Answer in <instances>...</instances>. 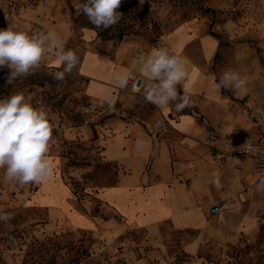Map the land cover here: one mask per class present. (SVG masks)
<instances>
[{"label":"crops","instance_id":"0c3cea01","mask_svg":"<svg viewBox=\"0 0 264 264\" xmlns=\"http://www.w3.org/2000/svg\"><path fill=\"white\" fill-rule=\"evenodd\" d=\"M54 4L22 8V21L0 20V30L10 24L15 30L26 29L23 32L29 36L55 30L66 51L73 31ZM248 10L251 29L233 20L210 26L207 19H187L165 27L153 43L98 40L85 50L82 39L71 48L79 58L72 72L85 81L84 93L95 111L81 126L51 127L46 159L53 174L33 191L35 206L46 209L63 227L98 236L144 230L146 243L163 250L165 234L179 232L184 239L182 250L190 254L199 251L206 237H225V231L236 227L238 218L248 211L240 219L252 226V212L264 205L254 163L243 156L214 160L217 154L232 152L262 133L250 115L257 109L264 111V0L252 1ZM82 34L94 39L90 29ZM155 48H168L186 61L190 104L181 111L174 103L158 108L144 99L152 81L140 72V60ZM40 65L63 69L50 54ZM227 70H239L247 82L244 90L216 87ZM130 72L140 79L137 92L126 91L114 79L116 74ZM161 122L166 125L159 128ZM73 141L83 145L80 151L86 163L75 175L85 174L89 161L105 163L112 171L94 180L105 177L110 184L73 191L61 170L68 152L65 156L58 152ZM213 173L220 175L223 187L219 190L213 185ZM217 203L221 208L212 213L211 206ZM125 255L128 264H148L133 252Z\"/></svg>","mask_w":264,"mask_h":264},{"label":"rangeland","instance_id":"374dc122","mask_svg":"<svg viewBox=\"0 0 264 264\" xmlns=\"http://www.w3.org/2000/svg\"><path fill=\"white\" fill-rule=\"evenodd\" d=\"M252 1L121 0L117 9L121 13L119 22L103 29L95 28L83 13L77 15L74 4L83 0H0V20L22 21L20 17L24 16L19 15L22 8L55 3L54 9L61 10L63 19L73 31L66 51L80 45L82 39L86 50L95 47L98 40L113 44L153 43L162 36L165 27L187 19H207L210 26H222L233 20L244 29H251L246 18ZM86 29L94 32V39L83 37ZM62 70L40 65L27 77L8 84L10 69H0V99L23 93L34 108L47 113L54 129L81 126L95 107L90 110L84 107L88 101L84 93L85 81L73 72L67 74L63 81L53 79V75ZM81 148V143L73 141L58 150L60 154L63 152L62 156L68 152L61 170L62 177L73 191L78 193L86 186L110 184L112 181L105 177L100 181L94 180L112 171L105 163L89 161L90 169L80 176L75 175L77 168L86 164ZM36 187L35 183L21 186L10 182L4 170L0 169V213H11L14 217L10 224L0 221V264H128L126 252L146 258L148 264H264V205L252 212L255 222L252 226L242 222L251 213L248 211L241 214L243 219L238 218L236 227L225 231V237H206L200 242L199 251L190 254L182 250L184 239L179 232L165 234L166 250H163L146 243L144 230L127 229L121 235L111 237L109 234L98 236L90 231L63 227V223L51 218L46 209L35 206L32 194Z\"/></svg>","mask_w":264,"mask_h":264},{"label":"clouds","instance_id":"9594fccd","mask_svg":"<svg viewBox=\"0 0 264 264\" xmlns=\"http://www.w3.org/2000/svg\"><path fill=\"white\" fill-rule=\"evenodd\" d=\"M120 4L121 0H83L74 7L77 15H86L95 28L108 29L121 18L117 11ZM46 54L55 56L63 65V70L53 75L58 81L71 74L79 61L74 50H64L55 30L32 36L15 30L11 24L0 30V68L10 69L8 84L38 69ZM139 70L152 81L144 90L146 102L158 108L174 103L177 111L189 106L188 69L183 57L170 53L168 48H155L146 58L141 57ZM131 75L116 74L114 79L121 88H127ZM246 83L239 70H227L221 73L216 87L240 92L246 88ZM50 138L47 113L34 108L23 93L0 99V169L4 170L8 181L23 186L39 184L51 177L53 168L46 159ZM140 144L138 141L137 146ZM212 182L217 190L223 187L218 173H213ZM257 187L264 188V178L259 180ZM13 218L11 213H0V221L5 224H10Z\"/></svg>","mask_w":264,"mask_h":264},{"label":"built area","instance_id":"2783aa9c","mask_svg":"<svg viewBox=\"0 0 264 264\" xmlns=\"http://www.w3.org/2000/svg\"><path fill=\"white\" fill-rule=\"evenodd\" d=\"M132 75L128 81V87L124 88L126 91L137 92L140 88L139 77L130 72ZM84 107L86 109H93L94 105L91 102H87ZM250 117L259 124L262 133L256 140H249L243 143L240 147L236 148L229 153H219L215 156L214 160L225 162L233 156H243L254 163V172L256 174V183H259L261 178H264V111L257 109L251 113ZM165 122L158 124V127H164ZM221 208L220 203L211 206V212L216 213Z\"/></svg>","mask_w":264,"mask_h":264},{"label":"trees","instance_id":"16d2710c","mask_svg":"<svg viewBox=\"0 0 264 264\" xmlns=\"http://www.w3.org/2000/svg\"><path fill=\"white\" fill-rule=\"evenodd\" d=\"M1 98V97H0Z\"/></svg>","mask_w":264,"mask_h":264}]
</instances>
